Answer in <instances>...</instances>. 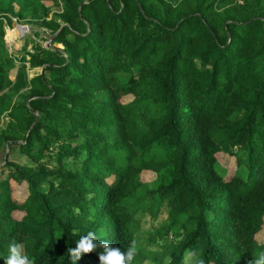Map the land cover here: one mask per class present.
Listing matches in <instances>:
<instances>
[{"label":"trees","instance_id":"obj_1","mask_svg":"<svg viewBox=\"0 0 264 264\" xmlns=\"http://www.w3.org/2000/svg\"><path fill=\"white\" fill-rule=\"evenodd\" d=\"M14 20L63 49L35 46L12 80ZM5 116L0 264L13 242L33 264H72L89 232L121 251L136 241L132 264L264 252V0H0ZM220 154L248 180L222 175ZM142 204L169 210L149 248ZM101 251L76 264H100Z\"/></svg>","mask_w":264,"mask_h":264},{"label":"rangeland","instance_id":"obj_2","mask_svg":"<svg viewBox=\"0 0 264 264\" xmlns=\"http://www.w3.org/2000/svg\"><path fill=\"white\" fill-rule=\"evenodd\" d=\"M57 10V9H54ZM21 26H28L22 23H19L17 20H14V24L11 28L8 26L6 27V36H5V43L7 49V55L14 59V66L16 67L10 73V78L15 80L18 68L21 65V61L23 57H28V54L35 53L34 47L41 45L44 48L55 49L60 48L63 49L61 45H54L52 46L49 43L48 35H45L43 31H38L30 26V31L27 32L26 29L22 28ZM24 31V34H23ZM39 34V35H38ZM29 60V58H28ZM42 69H36L29 71V75L31 78L39 75ZM10 118L5 116L1 121L0 128L5 129L9 123ZM7 151L0 152V175H1V168L3 167V160L7 153ZM238 156H244L243 152H238ZM11 160H14L18 163H25V158H22L20 155H13ZM218 169L222 175H225L227 179H230L236 174L242 177L245 180H248L247 172L245 166L239 167L237 166V160L235 157H228L224 154H220L218 158ZM72 162L71 160H69ZM69 168L71 169H80L81 163L70 164ZM153 174V173H150ZM154 175V174H153ZM155 189L154 184L148 185V190L151 191ZM144 198V197H143ZM142 198V200H143ZM146 205L142 204L138 209L137 213L139 215L138 219L141 222V226L138 231V238L143 241L145 247L149 248V239L152 237L151 234L160 229L163 225L168 222L169 219V210L166 206H160L155 209L153 214H148L144 211ZM261 240V239H260ZM264 242V238L262 239ZM146 264H151V262H147Z\"/></svg>","mask_w":264,"mask_h":264},{"label":"clouds","instance_id":"obj_3","mask_svg":"<svg viewBox=\"0 0 264 264\" xmlns=\"http://www.w3.org/2000/svg\"><path fill=\"white\" fill-rule=\"evenodd\" d=\"M98 247L102 249L99 253L100 264H132L138 252L134 240L126 251H121L120 248L113 247L106 240H98L95 233L89 232L87 235L81 236L76 242L75 248L68 249L72 264H76V261L83 255L96 251ZM5 264H33V260L23 254L20 244L13 242L9 246V255L5 258ZM249 264H264V252H261L259 257L250 261Z\"/></svg>","mask_w":264,"mask_h":264},{"label":"water","instance_id":"obj_4","mask_svg":"<svg viewBox=\"0 0 264 264\" xmlns=\"http://www.w3.org/2000/svg\"><path fill=\"white\" fill-rule=\"evenodd\" d=\"M56 35L51 36V37H47L49 40V43L51 44V42L55 39ZM6 159H7V153H6Z\"/></svg>","mask_w":264,"mask_h":264},{"label":"built area","instance_id":"obj_5","mask_svg":"<svg viewBox=\"0 0 264 264\" xmlns=\"http://www.w3.org/2000/svg\"><path fill=\"white\" fill-rule=\"evenodd\" d=\"M22 28L26 29L27 32L30 31L29 27L28 26H21Z\"/></svg>","mask_w":264,"mask_h":264},{"label":"bare ground","instance_id":"obj_6","mask_svg":"<svg viewBox=\"0 0 264 264\" xmlns=\"http://www.w3.org/2000/svg\"><path fill=\"white\" fill-rule=\"evenodd\" d=\"M23 34H24V31H23Z\"/></svg>","mask_w":264,"mask_h":264},{"label":"crops","instance_id":"obj_7","mask_svg":"<svg viewBox=\"0 0 264 264\" xmlns=\"http://www.w3.org/2000/svg\"><path fill=\"white\" fill-rule=\"evenodd\" d=\"M41 73H42V71H41Z\"/></svg>","mask_w":264,"mask_h":264}]
</instances>
